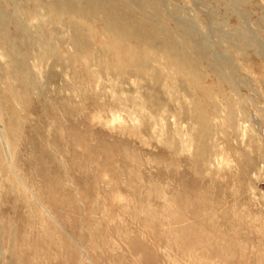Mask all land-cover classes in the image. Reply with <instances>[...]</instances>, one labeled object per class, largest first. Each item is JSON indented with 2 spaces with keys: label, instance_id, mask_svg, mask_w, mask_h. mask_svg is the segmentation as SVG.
<instances>
[{
  "label": "rangeland",
  "instance_id": "obj_1",
  "mask_svg": "<svg viewBox=\"0 0 264 264\" xmlns=\"http://www.w3.org/2000/svg\"><path fill=\"white\" fill-rule=\"evenodd\" d=\"M54 1L0 0V264H264V0L132 15L199 81Z\"/></svg>",
  "mask_w": 264,
  "mask_h": 264
},
{
  "label": "bare ground",
  "instance_id": "obj_2",
  "mask_svg": "<svg viewBox=\"0 0 264 264\" xmlns=\"http://www.w3.org/2000/svg\"><path fill=\"white\" fill-rule=\"evenodd\" d=\"M77 2L78 0H55L49 9V13L55 19H58V17L62 15H65L64 18H70L69 20L72 22H69L67 25L75 29L74 36L76 35L79 38V35H81V28L79 24L81 20L96 21L99 17H101L102 23H104L103 28L106 30L108 35L107 37L112 38L113 41H115L117 38L119 40H125L133 47L143 46L144 48H149L152 42L161 39L160 41H163V46L160 49V53L161 55L165 56L167 64L170 67L177 70V72L188 76L192 81H199L203 76V73L200 71V57L203 55L202 51L193 46L190 50L188 49L189 47H175L177 42L176 45L174 42H172L173 37H171L170 31L168 30L169 23L167 24V22L162 20V17H160L161 15H159L157 10L154 11V22L150 20L153 23H150V21H138L137 19L133 20L134 18L132 15L137 11L146 15L147 17L148 15L145 14L146 11L144 10L146 7L155 9L156 2L153 0H81L79 6L76 5ZM150 18L152 17H149V19ZM0 20L2 21L3 26H7V24L3 23V17H1ZM171 25L172 24L169 26L171 27ZM176 27L177 29L175 30H177V33H179V35L182 33L185 37L183 38L186 39L187 34L185 35L183 29L177 25ZM187 41H184L185 46ZM74 43L75 42H73L72 46L75 45ZM90 43H88V45H82L78 43L76 46H79L81 52L85 53V58L94 59L96 57L89 48ZM7 45L8 47L12 48L14 46L12 43ZM205 64L208 66L206 61ZM212 67L214 66L207 67V69L214 70Z\"/></svg>",
  "mask_w": 264,
  "mask_h": 264
}]
</instances>
